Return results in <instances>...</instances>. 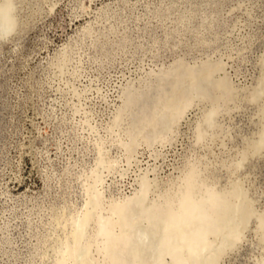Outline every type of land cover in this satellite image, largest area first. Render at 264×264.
I'll return each mask as SVG.
<instances>
[{"label":"rangeland","instance_id":"1","mask_svg":"<svg viewBox=\"0 0 264 264\" xmlns=\"http://www.w3.org/2000/svg\"><path fill=\"white\" fill-rule=\"evenodd\" d=\"M0 264H264V0H0Z\"/></svg>","mask_w":264,"mask_h":264}]
</instances>
